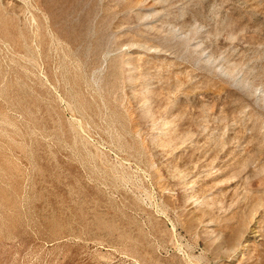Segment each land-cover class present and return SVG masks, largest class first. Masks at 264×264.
<instances>
[{
	"label": "rangeland",
	"instance_id": "1",
	"mask_svg": "<svg viewBox=\"0 0 264 264\" xmlns=\"http://www.w3.org/2000/svg\"><path fill=\"white\" fill-rule=\"evenodd\" d=\"M0 264H264V0H0Z\"/></svg>",
	"mask_w": 264,
	"mask_h": 264
}]
</instances>
